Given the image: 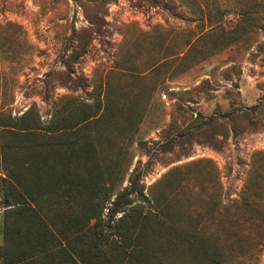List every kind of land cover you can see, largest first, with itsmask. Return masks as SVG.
<instances>
[{"label":"rangeland","instance_id":"374dc122","mask_svg":"<svg viewBox=\"0 0 264 264\" xmlns=\"http://www.w3.org/2000/svg\"><path fill=\"white\" fill-rule=\"evenodd\" d=\"M0 264H264V0H0Z\"/></svg>","mask_w":264,"mask_h":264},{"label":"trees","instance_id":"16d2710c","mask_svg":"<svg viewBox=\"0 0 264 264\" xmlns=\"http://www.w3.org/2000/svg\"><path fill=\"white\" fill-rule=\"evenodd\" d=\"M132 182V181H131ZM11 183H13V181H11ZM14 184V183H13ZM92 192L90 193L87 189H74L72 190V196L75 198V199H80L81 197L84 198L86 197V199H89L91 198V194L92 196L94 195V189L91 190ZM50 193V198L52 197H57L59 195V190H51L48 192V194ZM13 195V194H12ZM40 196V195H39ZM39 196H38V199H39ZM23 198V200H22ZM37 195L36 194H22L18 200H16V205L12 208H14V211H12V213L14 212H20L21 209H24L21 204L22 203H25V204H29L31 206V208L34 210L37 208L39 202H37ZM75 203H76V200H75ZM13 203H11L10 201L8 202L7 206L9 205H12ZM104 207V206H103ZM103 207H101L99 204H97L92 210L93 211H96L99 209L100 211V208L102 209ZM15 208H17L15 210ZM106 208V207H105ZM4 226H6V221L4 220ZM3 232H4V229H3Z\"/></svg>","mask_w":264,"mask_h":264},{"label":"crops","instance_id":"0c3cea01","mask_svg":"<svg viewBox=\"0 0 264 264\" xmlns=\"http://www.w3.org/2000/svg\"><path fill=\"white\" fill-rule=\"evenodd\" d=\"M4 234V233H3Z\"/></svg>","mask_w":264,"mask_h":264}]
</instances>
